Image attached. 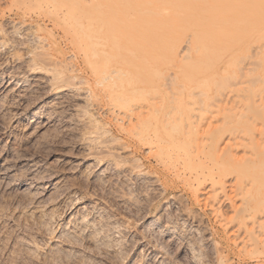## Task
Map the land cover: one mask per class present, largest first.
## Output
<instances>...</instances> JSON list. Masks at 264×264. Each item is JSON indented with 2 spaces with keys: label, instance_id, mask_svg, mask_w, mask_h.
<instances>
[{
  "label": "rangeland",
  "instance_id": "rangeland-1",
  "mask_svg": "<svg viewBox=\"0 0 264 264\" xmlns=\"http://www.w3.org/2000/svg\"><path fill=\"white\" fill-rule=\"evenodd\" d=\"M81 2L0 0V264H264V231L246 219L250 236L257 238L251 237L256 240L252 243L248 233L244 234L245 228H239L240 234L238 225L230 222L234 214L227 197L235 193L234 176L225 174V179H233L225 183L226 189L217 183L213 186L209 179L203 181L218 161L217 150L210 151L212 160L208 157L209 140L221 137V142L226 136L225 143L238 135L239 140L234 137L233 143L235 140L234 145L239 144L241 151L243 144L256 138L255 134L257 140L263 137V118H259L257 109L254 113L249 108H255L264 93V62L254 73L256 76L246 75L234 66L235 77L232 78V69L226 74L233 80L219 77L229 83L220 79V91L217 85L213 87L216 81H212L218 78L194 73L183 80L173 77L175 67L167 76L169 80L165 78L159 89L151 92L146 82L159 76L163 70L160 63L151 64L138 74L131 70L139 76L135 80L107 76L122 69L121 60L111 58L94 69V46L90 48L89 44L94 33L75 29ZM116 7L121 14L125 3L116 0ZM92 13L107 11L102 8ZM224 20L227 19H216V25L226 28ZM247 23H239V29L232 31L229 38V43L244 41L239 55L245 57L240 58L245 62L251 61L252 51H258L260 43L258 34H250L253 27ZM188 33L180 34L184 43L186 37L188 41L193 37ZM111 43L106 39L102 48L110 50ZM189 56L180 60L179 68H195L192 64L198 63L196 57ZM238 58V66H244L245 62ZM203 62L201 67L207 68V61ZM152 68L159 71L153 75ZM249 76L260 81L251 78L253 82L240 83ZM172 82L183 83L184 87ZM172 86L179 92L175 93ZM234 93L240 94L238 98ZM248 101L249 112L243 108ZM136 111L138 115L134 114ZM225 112L233 119H226ZM224 119L229 121L224 124ZM152 124L154 131L158 129L156 138L152 137ZM170 124L176 131H170ZM212 126L217 129L215 135L218 133L213 139L208 133L210 128L213 132ZM141 127L147 134H141ZM157 138L163 141L158 142ZM197 142L201 143L200 148ZM196 147L203 152L197 153ZM191 167L199 173V182L189 179ZM219 174L224 175L221 171ZM234 197L238 204L239 196ZM225 222H229L227 228L222 227ZM255 229L256 234L257 230L262 231L261 238Z\"/></svg>",
  "mask_w": 264,
  "mask_h": 264
},
{
  "label": "bare ground",
  "instance_id": "bare-ground-1",
  "mask_svg": "<svg viewBox=\"0 0 264 264\" xmlns=\"http://www.w3.org/2000/svg\"><path fill=\"white\" fill-rule=\"evenodd\" d=\"M121 1L125 3V7L121 11V14H119V12L117 11V7H116V0H109V2L104 1V0H89V1L82 0L81 8H77V9H79V11H78L79 14H77V16L75 17V22H77L75 29L78 28V30H87L89 32L92 31L94 33V36L92 37L93 39L90 38L93 41V44H92V41H91V43H89L90 48H92L91 46L96 47L95 49H94V47L91 49V51L94 50V52L92 54H93V56H95L94 60L92 61V66L94 67V69L103 65L105 63V61L107 63L109 61V59H111V58L116 59L118 61L119 60L122 61L123 65H124L122 67V69L117 68L118 71L115 70L117 74L116 75L113 74L112 76L107 75L109 77L121 78L124 76L125 77L128 76V77H130L129 80H131V78H132V80H135L139 76L136 77L135 76L136 74L130 72L131 70H133V69L136 70V73L138 74L139 72L146 70L148 68V66H150L151 64L160 63L163 65V70L160 71V74L158 73L159 76L154 78V79H148L146 82L147 87H149V89L152 90L151 92L155 91V89H157L159 87L158 85L163 80H165V78H167V76L169 75V72H171L170 70L173 69L172 71L174 72V70L176 69L175 67H177V69L174 72L176 74V76H173V77H177V78L184 80L186 78L187 79L191 78L190 75L197 73L198 75L199 74L200 75H206V76L210 77L211 79L212 78H218V79H214L212 81H216V82H214L216 84H214L213 87H215V85H217L216 88L219 89L218 85L221 84L222 82L218 83V84H217V82L223 80V82L226 83V79L228 80V79H232L233 77H235L234 69H232L234 66L237 69L239 68L238 71L242 70V72H244L246 75H249V74H254L255 72H257L259 67L262 65V62H264V0H121ZM102 8L106 9V11H107L106 14H93V13L91 14V11L94 10L95 13H98V11H100V9H102ZM239 16H240V19L238 20ZM218 18H226L228 20V22H227V20H224V22H223L224 24L227 23L226 28L222 29V28H219L217 26L218 24L216 25V22H217L216 19H218ZM62 19L65 20V16ZM245 21L248 22L247 24L251 23L250 28L253 27V29H252L253 31L250 34H252L253 36H255L254 34H258L257 41L260 42V43L258 42L259 43V45L257 47L258 51L256 49L254 50L252 48L253 49V51L251 50L253 52L252 56L254 55V57H252L251 61L249 60L250 62L249 61L245 62L246 61L245 59H244L245 61H243V59H240L243 57V56L239 55L241 47H242L241 43H243L244 41H240L239 38H237L236 41L237 42L240 41L241 42L240 44L239 43H231V42L229 43V38L231 36V32L236 31V29L238 30L239 29L238 24L239 23L244 24ZM241 28L243 29V27H241ZM243 30H245L246 33L248 32L246 29H243ZM183 32H190V33H188L187 36H189V34H191V33L193 35V37L191 38L190 41L187 40L189 37L188 38L186 37L185 41H187V43H184V41H181L179 38L180 34H182ZM185 34H187V33H185ZM82 35H83V33H82ZM252 35H250V36H252ZM79 36H80V34L78 35V37ZM249 38L251 39V37H249ZM106 39L111 40V42H112L111 46H110V50L102 48L104 46V44H102V43ZM254 40H256V39H254ZM147 47H151L152 51L148 52ZM252 47H254V46H252ZM254 51L257 53L254 54ZM70 53H73V52H70ZM189 55H194L196 57L195 60H196V62H198L196 64L197 66L191 63L192 66L195 67L194 69L193 68H188V69L179 68L178 63L180 62V60H182L185 57L189 58L190 57ZM238 55H239V58H238ZM93 56L91 55V57H93ZM246 56H249V55H246ZM237 58L242 60L245 63H248V62L249 63L246 64L247 66H245V63H243L244 66H241V65L238 66L239 62H238ZM243 58H245V57H243ZM247 58H251V55ZM204 59H205V61L203 62ZM66 61H68V60H66ZM208 61H211V62H208ZM242 61H240V64ZM193 62H195V61H193ZM200 62H203V63L206 62L208 64L207 68H203L204 66L201 67L202 63L200 64ZM235 62H236V65H235ZM66 64H67V62H66ZM103 67L106 68L107 65H106V67L105 66H103ZM205 67H206V65H205ZM231 69L233 70L231 72H233L234 75L232 74L233 75L232 78H228V75H226V74H228ZM90 70H91V68H90ZM156 70H157L156 68L155 69L152 68V71H154V72H151V73L152 74L154 73L153 75H155V73L159 71V70L158 71H156ZM112 71H113V69H112ZM242 72H240V73H242ZM240 75L242 76V74H239L238 76H240ZM104 76H106V74ZM104 76H101V77H104ZM131 76H134L135 78L131 77ZM156 76H157V74H156ZM223 76L224 77L227 76V78L226 77H225L226 79L225 78H222V79L219 78V77H223ZM252 76H256V74H254ZM257 76H258V74H257ZM230 77H231V75H230ZM104 78H106V77H104ZM251 78L253 80L260 81V79L258 77L257 78L259 80L257 78H254V77H250V79L249 78L246 79L247 81L246 80L240 81V83L248 82L250 80L252 81ZM110 79H112V78H110ZM207 80H209V79L207 78ZM207 80L206 79L204 80L202 78V82L205 81V83H207L206 82ZM235 80H236V78H235ZM103 81H104V79H103ZM263 81H264V79L263 80L261 79V83H263V85H264ZM202 82H200V83L205 84ZM237 82H238V80L236 81V83ZM128 83L129 82H127L126 85ZM172 83H174V82H172ZM227 83H226V85L229 84V83L228 84ZM231 83H232V81H231ZM174 84H176V83H174ZM180 84L177 83L176 85H178L179 87H181V86L184 87L183 83L181 85ZM196 84H197V82H196ZM253 84L251 87H253ZM167 85H169V84L167 83ZM167 85H165V86H167ZM197 86H194L195 89L197 88ZM204 86H205L204 88L207 87L206 85H204ZM167 87H169V86H167ZM221 87L223 88V86H220V88ZM121 88H123V87H121ZM172 88L175 89L174 92L175 91L179 92V90H176L175 87L172 86ZM167 89L170 90V88H167ZM195 89H193V90L191 89V90L194 91ZM207 89L209 90V87ZM223 89L225 90V88H223ZM239 89H241V88L239 87ZM258 89H259V87H258ZM133 90L134 89H132V91ZM192 91L191 92L189 91L187 93L192 94ZM199 91L203 92L201 90H199ZM218 91H220V89ZM169 92L172 93L171 91H169ZM177 92H175V93H177ZM199 93L197 92V94H199ZM203 93H205V92H203ZM251 93H252V91H251ZM258 93H259V91H258ZM92 94H93V92H92ZM144 94H146V92ZM181 94H182V92H181ZM193 94H194V92H193ZM202 95H204V94H202ZM231 95H229V97ZM237 95L239 96L240 94H237ZM245 95H247V94H245ZM254 95H256V94H254ZM263 95H264V93H263ZM263 95L260 97V100H258L257 98L255 99V101L256 100L259 101V103L256 105L257 108L253 107V109H252V107H250L251 102H249V101H248V104H244L243 108H245L244 111L245 110L247 111L248 108L250 107L249 110L251 109V112L253 110H254L253 111L254 113L258 112L259 118H261V117L263 118V124H264V96ZM93 96L97 97L96 95H93ZM238 96L236 98H238ZM256 96H258V95H256ZM94 97L92 98V96H91L92 99H94ZM151 97H153V96H151ZM214 97H216V96H213V98ZM241 97H243V96H241ZM170 98H171V96H170ZM173 98H174V96H173ZM205 98H206V96H205ZM249 98H250V92H249ZM127 99H128V97H127ZM191 99L193 100V98H191ZM197 99H199V98H197ZM217 99H215V100H217ZM229 99H231V98H229ZM243 99H245V98H243ZM148 101H150V100H148ZM226 101H227V103L229 102L228 99ZM239 101H241V100H239ZM250 101H251V99H250ZM198 102H199V100H198ZM200 102H202V101H200ZM208 102H209V99H208ZM243 102L241 101V103H243ZM122 103H124V102H122ZM125 103H126V101H125ZM161 103H162V101H161ZM98 104L99 103H97V105ZM233 104H237V103L233 102ZM118 105H119V103H118ZM213 105H215V104H213ZM245 105H249V106L247 107ZM121 106H123V104ZM200 106H202V104ZM142 107H143V105H142ZM136 108L137 107H135V109ZM152 108H154V107H152ZM155 109H156V107H155ZM169 109H168V112H169ZM194 109H197V108L194 107ZM255 109H257L256 112H255ZM249 110H248V112H249ZM107 111H108V109H107ZM206 111L209 112L208 109ZM155 112H157V109ZM121 113H123V111H121ZM139 113H141V110ZM139 113H137V111H136V113H134V114L138 115ZM209 113H211V112H209ZM231 113H232V111H231ZM241 113H243V112H241ZM191 114H193V113H191ZM225 114H226V112L224 113V115ZM239 114L240 113H238V114L236 113L237 116ZM178 115H179V113H178ZM181 115H183V114H181ZM226 115L224 117L226 119L228 118L231 120L232 115H231V117H227ZM254 115H256V114H254ZM151 116H153V115H151ZM190 116H192V115H190ZM154 117H153V119H154ZM250 117H251V115L249 116L248 119H251ZM196 118H195V122H196ZM226 119H224V124L226 121H229ZM232 119H233V117H232ZM183 120H184V118H183ZM217 120L219 121V118ZM252 122H253V120H252ZM155 123L156 122H154V124ZM165 123H166L165 125H167V122H165ZM173 123H175V125L176 124L178 125L180 123V121H179V123H177V122H173ZM256 123H258V122H256ZM149 124L150 123H148L147 127H149ZM258 124H256L257 125L256 128L259 129L260 126ZM143 127H141L140 131H142ZM152 127H153V133H154V135H152V137L156 138L157 137L156 134H157L158 129L156 131H154V129H156V128L153 126V124H152ZM170 127H171V124H170ZM173 127H175V126H173ZM177 127L178 126H176V128ZM218 127H216V128H218ZM145 128H146V126H145ZM180 128H182V127L180 126ZM212 128H213V126H212ZM214 128H213V132L210 131L211 128L208 132V133H212V134L214 133L213 136L211 134V137H212V138L210 137L211 139H213V137L218 135V133H216V135H215V132H217L216 131L217 129L214 130ZM146 129H145V131H142V133L141 132L140 133L143 134V132H145V134H147ZM172 129L173 128L171 127L170 131L173 132L175 128L173 130ZM239 129H240L239 131H241V127ZM245 129H246V132L251 131L249 128H245ZM247 129L249 131H247ZM229 130L230 129H228L226 131H229ZM237 130H238V128H237ZM261 130H262L261 132L263 135V137L261 136L262 138H260L261 140H259V138L257 140L256 139L257 134H255L254 132L251 131L252 133L255 134L256 138L253 139L254 137L252 135L253 138L249 139L250 141L243 144V146H242L243 149L241 151L238 149L239 144L234 145V143H236L235 140L233 143L234 137H237L236 139H238V137L240 138V136H238V135L237 136L235 135L234 137H232L233 138V139H231L232 142H230L231 140H229L230 138H228L227 141L224 143V140H226V136H224L225 139H223L221 142H220L221 137L219 139H215V140H211V141L209 140V143L207 145L209 148V152H207V153L209 154L210 151L217 150L218 161H217V166L215 167V169L210 171L209 173L207 172L208 174L205 175V178L206 177L207 178L203 180V181H205V180L209 179L213 186L216 183L221 184L222 188L224 189L227 186L225 183H227L228 180L232 179V178L231 179L228 178V180L225 179V177H226L225 174L234 176V178H235L234 179L235 180V182H234V184H235L234 195L239 196V203L238 204L236 203L238 200L236 201L234 195H232V193L229 191L231 194H229V197H227V199L229 198L228 200H231L232 205L230 203L229 204L231 205V207H233V214H234L232 219H230V222H232V223L235 222L236 226L238 225L237 232L239 231V233H240L241 229H242L241 231H243V228H245L244 234L247 235L246 234V232H247L248 237H250V238L253 237L254 235L250 236L251 234H249V233L252 231H250V232L248 231L249 228L246 227V225H249L248 224L249 222L247 223L246 219H249L253 225L258 226L259 228H261L264 231V221H262V219L264 218V144L262 142V141H264V125L262 126ZM175 131H176V129H175ZM192 131H196V130H192ZM234 131H232V132H234ZM106 132H108V131H106ZM165 132H167V129L165 130ZM258 132H260V131H258ZM126 133H128V132H126ZM194 133H192V134H194ZM145 134H144V137H145ZM167 134L170 135L171 138H173V136L171 134H169V132H167ZM232 135H233V133H232ZM259 135H261V134L259 133ZM146 137H147V135H146ZM146 137H145V139H147ZM207 137H209V136H207ZM149 139H150V136H149ZM149 139H148V142L151 140V139L150 140ZM157 139L159 142V139H161V138H157ZM242 139H243V137H242ZM244 139H246V138H244ZM161 140L163 141V139H161ZM193 140L194 139H192V141ZM194 143H195V141H193V144L191 145L192 147L194 146ZM197 143H198L197 147L200 148L199 144H201V143L200 142H197ZM175 144H177V143H175ZM188 144H191V143L189 142ZM221 145H223V146L221 147ZM172 146H174L173 143H172ZM177 146L179 147V145H177ZM181 146H183V145H181ZM181 146L179 149H181ZM197 147H196V152L198 153L201 150H199ZM202 148H203V146H202ZM183 149H185V148H183ZM197 149L199 151H197ZM175 150H178V149H175ZM202 152H203V149H202L201 153ZM241 152H243V154H241ZM210 154L208 155V157L210 156L211 160H212L213 155L212 154L210 155ZM196 155H198V154H196ZM198 156L196 157V159L197 158L199 159L200 156L199 157ZM208 159L210 160V158H208ZM211 160H210V162H211ZM213 162H214V160H213ZM199 163H200V161H199ZM199 163L197 164L198 167H200ZM188 165H187V167H188ZM195 170L196 169L194 167H191L189 169L190 175L188 177H189V179H193L196 183V181L199 182L201 178L198 176L199 173L195 172ZM220 171L222 172V174L224 173L223 176H221L219 174ZM185 180H187V179H185ZM229 182L231 183V181H229ZM201 183L204 184L203 182H201ZM230 183H228V185ZM206 185H208V183ZM228 187L230 188V186H228ZM222 188H221V190H222ZM231 188H233V187H231ZM215 189H218V188H215ZM219 199H220V197H219ZM207 201L209 202V200H207ZM217 201L215 203H217ZM228 202H230V201H228ZM209 203L211 205V202H209ZM214 206H215V204H214ZM212 207L213 206L211 205V208ZM219 207H220V205H219ZM216 209L218 210L217 207H216ZM216 209H215V212L217 211ZM208 211H210V210H208ZM219 212H221V210ZM221 214L223 215V213H221ZM222 215H220V216H222ZM229 216H230V214H229ZM228 224H229V222H225V224L222 225V227L224 226L225 228H227ZM233 226H235V225H233ZM239 228H241V229L239 230ZM246 228H247V230H246ZM252 228H256V227H252ZM257 232H258V234H256V229H255L254 233L256 235H259L261 238L262 235H260V234L262 231L257 230ZM259 232H260V234H259ZM240 234H239V236H240ZM253 238H255L257 240L256 237H253ZM260 238H258V241L260 240ZM255 239L252 240V238H251L252 243L254 241H256ZM263 241H264V239H263ZM263 241H261V243ZM254 243H256V242H254Z\"/></svg>",
  "mask_w": 264,
  "mask_h": 264
}]
</instances>
